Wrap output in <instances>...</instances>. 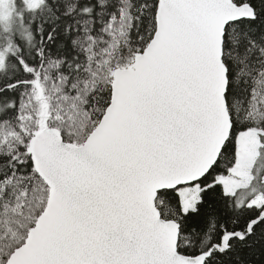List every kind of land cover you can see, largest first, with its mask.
<instances>
[{"label": "snow or ice", "instance_id": "1", "mask_svg": "<svg viewBox=\"0 0 264 264\" xmlns=\"http://www.w3.org/2000/svg\"><path fill=\"white\" fill-rule=\"evenodd\" d=\"M0 264H264V0H0Z\"/></svg>", "mask_w": 264, "mask_h": 264}]
</instances>
